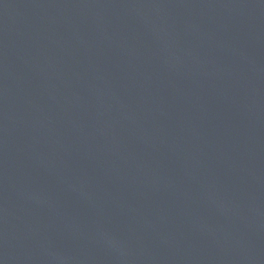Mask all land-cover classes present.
Instances as JSON below:
<instances>
[{"label": "water", "instance_id": "95a60500", "mask_svg": "<svg viewBox=\"0 0 264 264\" xmlns=\"http://www.w3.org/2000/svg\"><path fill=\"white\" fill-rule=\"evenodd\" d=\"M0 264H264V0H0Z\"/></svg>", "mask_w": 264, "mask_h": 264}]
</instances>
